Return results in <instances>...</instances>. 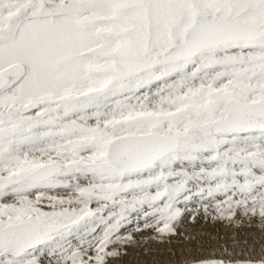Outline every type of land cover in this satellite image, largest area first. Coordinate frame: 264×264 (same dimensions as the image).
I'll return each instance as SVG.
<instances>
[{
  "label": "snow or ice",
  "instance_id": "1",
  "mask_svg": "<svg viewBox=\"0 0 264 264\" xmlns=\"http://www.w3.org/2000/svg\"><path fill=\"white\" fill-rule=\"evenodd\" d=\"M194 199L264 223V0H0V264H107Z\"/></svg>",
  "mask_w": 264,
  "mask_h": 264
},
{
  "label": "bare ground",
  "instance_id": "2",
  "mask_svg": "<svg viewBox=\"0 0 264 264\" xmlns=\"http://www.w3.org/2000/svg\"><path fill=\"white\" fill-rule=\"evenodd\" d=\"M122 233H130L132 242L117 246L120 255L108 258L107 264H184L192 257L213 254L219 257L225 248L230 253L235 250L237 257L247 256L253 243L258 252L264 239V223L258 215L244 216L240 212L231 222L213 220L205 216L200 203L191 202L176 228V235L163 241L153 239L156 233L143 229L142 225L137 231L135 223ZM44 264H48L47 259Z\"/></svg>",
  "mask_w": 264,
  "mask_h": 264
},
{
  "label": "rangeland",
  "instance_id": "3",
  "mask_svg": "<svg viewBox=\"0 0 264 264\" xmlns=\"http://www.w3.org/2000/svg\"><path fill=\"white\" fill-rule=\"evenodd\" d=\"M192 202H194V203H195V202H198V203H200V202H199L198 200H196V199H194Z\"/></svg>",
  "mask_w": 264,
  "mask_h": 264
}]
</instances>
